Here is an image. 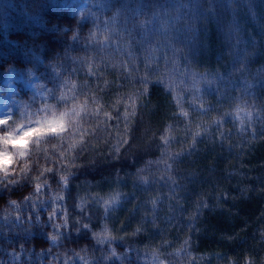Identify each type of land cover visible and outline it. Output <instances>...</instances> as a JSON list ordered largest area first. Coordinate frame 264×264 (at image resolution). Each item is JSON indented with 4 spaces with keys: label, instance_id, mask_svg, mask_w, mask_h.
Listing matches in <instances>:
<instances>
[{
    "label": "trees",
    "instance_id": "1",
    "mask_svg": "<svg viewBox=\"0 0 264 264\" xmlns=\"http://www.w3.org/2000/svg\"><path fill=\"white\" fill-rule=\"evenodd\" d=\"M68 1L0 0V82L45 89L18 82L8 121L62 120L43 140L73 164L0 187V264H261L264 0Z\"/></svg>",
    "mask_w": 264,
    "mask_h": 264
},
{
    "label": "clouds",
    "instance_id": "2",
    "mask_svg": "<svg viewBox=\"0 0 264 264\" xmlns=\"http://www.w3.org/2000/svg\"><path fill=\"white\" fill-rule=\"evenodd\" d=\"M13 63L12 61L3 63L2 71L7 72L13 67ZM42 115V113H36L31 109L30 113L22 112L19 117L12 119L11 123L0 125L3 126L0 127V187L15 186L22 181H28L34 191H39L43 186L49 184L48 174L54 173L56 177L58 176L62 186L66 184V180L63 177L72 174L68 169L73 167V164H66V161H69L66 151H62L58 145L50 144L49 141H45L41 137H33L30 145L26 148L15 147L11 143H6L9 133L15 139L31 128L39 127L42 122ZM46 143L50 144L51 151L45 147ZM54 153H59V155ZM6 157L8 158L7 161ZM65 169L67 170L65 171ZM117 193L120 194L119 192ZM113 194L112 192L105 195L97 194L102 208L104 207V202ZM29 198L27 195L24 197V199ZM57 198L63 199V195L60 194ZM6 203L12 205L14 209L19 208V203L16 199L7 200ZM105 230H107L106 224L102 226L99 234L97 232L93 233V238L100 242H103L104 239L112 238L111 236L103 235ZM229 264H236V262L230 259ZM241 264H256V262L251 255L245 254ZM261 264H264V257H261Z\"/></svg>",
    "mask_w": 264,
    "mask_h": 264
},
{
    "label": "rangeland",
    "instance_id": "3",
    "mask_svg": "<svg viewBox=\"0 0 264 264\" xmlns=\"http://www.w3.org/2000/svg\"><path fill=\"white\" fill-rule=\"evenodd\" d=\"M86 3L87 0H70L67 4L68 6H71V10L73 12L79 13L85 7ZM18 82L22 83L24 87L29 89L35 96H38L40 98L45 96V89L35 76H33L32 74L25 75L22 73H18L13 69L8 70L0 82V119L9 120L13 114V110L17 102L15 93L16 85ZM54 121H59L64 125V122L58 118L46 117L42 118L40 126L47 125L48 122ZM49 135L52 134L46 133L41 138L43 139ZM30 143L31 141L28 145H30Z\"/></svg>",
    "mask_w": 264,
    "mask_h": 264
},
{
    "label": "snow or ice",
    "instance_id": "4",
    "mask_svg": "<svg viewBox=\"0 0 264 264\" xmlns=\"http://www.w3.org/2000/svg\"><path fill=\"white\" fill-rule=\"evenodd\" d=\"M7 123H9L8 120L0 119V125H5ZM63 129H64V125H63V123H61L59 121L48 122L47 125H41L39 127L29 129L28 131L24 132L23 135L16 137L15 139H13L12 134L9 133L8 139L6 140V143H11L15 147L26 148L33 137H42L46 133L47 134H56L60 131H63ZM161 139L165 140V142H166L165 137H161ZM5 159L7 161L8 158L6 157ZM69 164H71V162H69ZM66 170L67 169H65V171ZM71 175L72 174H68L67 176L63 177V179L66 180V184L63 186L64 188H67L68 185L70 184ZM59 182H61V181H59ZM119 199H120V194L114 193L107 201L104 202L105 209L107 210L111 206H114L116 203L119 202ZM105 232H106V230H105ZM53 242H55V241H53Z\"/></svg>",
    "mask_w": 264,
    "mask_h": 264
}]
</instances>
